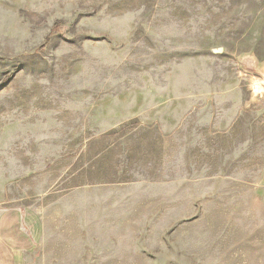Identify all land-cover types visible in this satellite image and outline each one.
Masks as SVG:
<instances>
[{
    "label": "rangeland",
    "instance_id": "obj_1",
    "mask_svg": "<svg viewBox=\"0 0 264 264\" xmlns=\"http://www.w3.org/2000/svg\"><path fill=\"white\" fill-rule=\"evenodd\" d=\"M14 251L264 264V0H0Z\"/></svg>",
    "mask_w": 264,
    "mask_h": 264
},
{
    "label": "crops",
    "instance_id": "obj_2",
    "mask_svg": "<svg viewBox=\"0 0 264 264\" xmlns=\"http://www.w3.org/2000/svg\"><path fill=\"white\" fill-rule=\"evenodd\" d=\"M12 242H15V240ZM24 260L22 257H20V252L14 251L13 253L10 254V258L8 259L0 258V264H25Z\"/></svg>",
    "mask_w": 264,
    "mask_h": 264
}]
</instances>
